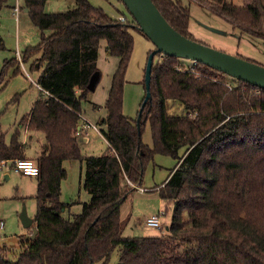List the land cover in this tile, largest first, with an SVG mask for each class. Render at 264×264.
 <instances>
[{
  "label": "trees",
  "instance_id": "trees-1",
  "mask_svg": "<svg viewBox=\"0 0 264 264\" xmlns=\"http://www.w3.org/2000/svg\"><path fill=\"white\" fill-rule=\"evenodd\" d=\"M153 1L178 31L194 39L192 2L242 32L264 35V0ZM46 2L25 1L41 31L40 41L19 58L6 59L0 74V83L6 82L10 67L18 73L21 63L33 56L31 69L43 66L37 81L41 93L20 123L45 136L40 153L32 158L20 127L9 142L0 132L1 161L13 166L17 158H32L40 168L37 233L34 238L33 231L20 235L18 251L0 244V264H107L116 248L115 264H264V88L203 62L188 65L185 58L157 51L151 100L138 128L137 118L124 112L133 31L145 35L136 19L128 9L129 15L118 10L126 16L121 21L90 0H75L74 7L60 12L46 11ZM7 6L16 7L11 0H0V11ZM102 39L107 52L119 58L101 119L108 148L86 155L78 133L82 101L91 91V76L100 70ZM5 47L0 33V50ZM173 103L182 111H171ZM147 120L152 146L142 139ZM156 153L177 159L159 187L160 196L174 203L168 234L125 235L121 206L142 186L146 165ZM65 160L84 161L83 187L90 193L72 219L62 214L69 204L61 199L68 174Z\"/></svg>",
  "mask_w": 264,
  "mask_h": 264
},
{
  "label": "rangeland",
  "instance_id": "rangeland-1",
  "mask_svg": "<svg viewBox=\"0 0 264 264\" xmlns=\"http://www.w3.org/2000/svg\"><path fill=\"white\" fill-rule=\"evenodd\" d=\"M17 3L20 10V20L12 13L11 7H4L0 11V33L4 37L6 47L0 50V74L6 59L18 57L29 46L39 43L41 31L36 26L26 11V0H11ZM95 6L103 7L111 16L117 17L119 11L129 15L124 3L120 0H90ZM237 4H244L246 0H232ZM76 5L75 0H47L45 10L48 12H60L72 8ZM191 21L190 30L193 36L203 40L207 44L222 49L232 54L243 56L264 65V35L242 32L239 27L234 26L229 20L213 14L207 7L196 2L190 4ZM204 24L224 30L225 33H217L206 28ZM135 45L127 71V82L124 91V112L132 119L138 118L142 101L146 95L145 68L148 60L150 48H155L153 42L138 31H133ZM47 33H51L48 30ZM105 43V44H104ZM107 40L102 39L100 50L106 47ZM34 56L23 63L27 72L21 68L15 73V66L8 69L5 74L6 82L0 83V131L5 133V138L9 140L20 119L30 112L33 103L39 97L41 90L38 86V78L43 70V66L31 69ZM117 56H106L103 61L99 58L102 68L100 80L96 88L90 91L88 99L82 101V112L90 123L102 128V123L98 118L105 114L98 108L104 105L108 96V91L112 82V76L117 67ZM192 60L186 59L185 64L191 65ZM97 104V105H96ZM96 105V106H95ZM95 106V107H94ZM171 111L181 112L182 107L173 103ZM100 112L101 115L99 114ZM82 114V115H83ZM101 121V120H100ZM95 128L89 129L90 142H81L83 153L86 155L102 154L108 148V143L104 135ZM40 132V131H39ZM22 137H26L22 130ZM42 141L45 142L43 132H40ZM143 142L152 146L153 136L150 121L147 120L143 127ZM41 141L34 137L29 141L27 153L30 157L36 158L41 151ZM11 165L12 163H8ZM177 164V159L168 154L156 153L148 161L142 186L133 190L126 201L121 206V216L126 222L124 234L129 236L137 235H161L168 234L167 227L171 223L174 203H168L159 193L161 183L167 178L170 170ZM64 166L67 169V177L62 182L61 199L68 202V206L63 211L66 218H74V215L81 212L83 202L90 199V193L84 189L83 180L85 174V163L82 160H65ZM13 171V170H12ZM24 177V178H22ZM24 174L12 172L10 177H6L4 170L0 168V219L6 221V234H11L5 239H0V244H7L8 247L20 250V238L12 234L23 233L24 224L20 219L21 213L26 207L28 215L36 214L37 202L35 198L36 190L33 189V182L26 178ZM36 178V177H32ZM158 186V187H157ZM146 188L141 190L140 188ZM157 187V188H155ZM33 189V190H32ZM32 190V191H31ZM24 196V198H23ZM167 209V210H166ZM153 214L161 217V227L150 226L147 218ZM21 230V231H19ZM11 256L12 253L10 254ZM119 259V249L116 248L107 264H115ZM95 264H101V261Z\"/></svg>",
  "mask_w": 264,
  "mask_h": 264
},
{
  "label": "water",
  "instance_id": "water-1",
  "mask_svg": "<svg viewBox=\"0 0 264 264\" xmlns=\"http://www.w3.org/2000/svg\"><path fill=\"white\" fill-rule=\"evenodd\" d=\"M129 12L138 22L143 33L153 42L155 48L149 53L145 68L146 95L138 113L137 125L140 128V119L147 102L151 100V72L154 57L157 51L164 55L177 56L200 61L227 74L247 81L253 85L264 88V65L254 60L218 49L197 39L188 37L178 31L164 16L153 0H122ZM29 8H26L28 11ZM211 31L224 34V30L204 24ZM101 77V71L93 73L88 87L93 91ZM22 223L28 227L34 222L24 207L21 213ZM37 228H33L32 238L35 237Z\"/></svg>",
  "mask_w": 264,
  "mask_h": 264
},
{
  "label": "crops",
  "instance_id": "crops-1",
  "mask_svg": "<svg viewBox=\"0 0 264 264\" xmlns=\"http://www.w3.org/2000/svg\"><path fill=\"white\" fill-rule=\"evenodd\" d=\"M14 5H17V3H14L13 1H11ZM12 8V13L14 14V15H16L17 16V20L19 21L20 20V15H18V11L20 10V8L18 9V10H15V8L14 7H11ZM105 44V43H104ZM106 46H107V43H106ZM150 49H152V48H150ZM100 52H99V58L102 56V58H103V61H105V57L106 56H112V55H110L108 52H107V50H106V47H105V49L103 50V51H101V50H99ZM99 58H98V66H99V68H100V70L102 69L101 67H100V63H99ZM117 65H118V61H117V63H116ZM22 68H23V70L25 71V72H27V70H26V68L24 67V64L22 63ZM109 92V91H108ZM107 98V97H106ZM105 101H106V99H105ZM34 104V103H33ZM104 104H105V102H104ZM97 105V104H96ZM95 105V106H96ZM33 106V105H32ZM94 106V107H95ZM98 108L99 109H101V108H104V110H105V114H104V116L106 115V109H105V106L103 105H99L98 106ZM32 109V108H31ZM31 111V110H30ZM101 111H103V109H101ZM29 113V112H28ZM27 113V114H28ZM101 113L102 112H100L99 114L101 115ZM82 114H83V112H82ZM81 114V115H82ZM26 115V114H25ZM104 116H102V118L104 117ZM101 117L100 118H98V121L99 122H101L100 120L102 119ZM22 119V118H21ZM21 119H20V121H21ZM84 120H86V121H89L88 119H86V117L84 116V114L82 115V121H81V123H80V125H79V129L81 128V125H82V123H83V121ZM20 121L18 122V125L16 126V127H20V129H21V134H22V130L23 131H25V133H26V137H22V135H21V140L24 142V143H29V141H30V139L32 140L34 137H38V139L41 141V144H43L44 143V141H42L43 139H42V137H40L39 135H40V132L39 131H30L29 129H28V127H27V125H23V124H21L20 123ZM92 124V123H91ZM93 125H95V124H93ZM97 128H95V127H89V128H87V129H85L82 133H83V136H81L80 135V137L82 138V141L84 142V143H89L90 142V134H89V129L91 128H95L96 130H99L100 128L98 127V125H95ZM103 127H105V124H102V128ZM102 128L100 129V132L102 133ZM1 132V131H0ZM13 134V133H12ZM103 134V133H102ZM104 135V134H103ZM12 137V136H11ZM105 137V136H104ZM11 139V138H10ZM10 139L9 140H7L8 142L10 141ZM106 139V138H105ZM107 141V140H106ZM108 143V142H107ZM8 163H10V162H6L5 163V165H3V163H2V161H1V159H0V168H2V170H4V172H5V175H6V177H10L11 175H12V172L14 173V172H18V171H16L14 168H13V166L12 165H9ZM13 170V171H12ZM20 173V172H19ZM24 176H27L26 178H30L31 180H32V182H33V189H37V187H38V182H37V176H32V175H25L24 174ZM32 177H36L35 179L34 178H32ZM22 178H24V177H22ZM32 189V190H33ZM31 190V191H32ZM37 191V190H36ZM23 198H24V196H23ZM31 218H33V219H35V215H33V216H31ZM21 219V218H20ZM1 221H3L4 222V225L3 226H0V239H5V237L7 238V237H9L11 234H8V232H7V234H6V231H5V226H6V221L4 220V219H0V222ZM24 227H25V230H24V232L23 233H17V234H12V237L13 236H15V235H17V236H20V235H28V234H30L32 231H33V228H34V222H33V224L31 225V226H28V227H26L25 225H24ZM19 231H21V230H19ZM9 235V236H8Z\"/></svg>",
  "mask_w": 264,
  "mask_h": 264
},
{
  "label": "built area",
  "instance_id": "built-area-1",
  "mask_svg": "<svg viewBox=\"0 0 264 264\" xmlns=\"http://www.w3.org/2000/svg\"><path fill=\"white\" fill-rule=\"evenodd\" d=\"M19 7L18 5H16L15 10H18ZM117 18L121 21H126V16L124 14H119L117 16ZM20 57V55H19ZM39 88L41 89L40 85H38ZM95 127L97 128L95 125L91 124L90 122L84 120L81 128L79 129V135L83 136V131L89 127ZM7 161H2L3 165H5ZM13 168L25 175H32V176H37L40 172V168L38 166V164L36 163V161L32 158H17L14 163H13ZM141 190H146V188H140ZM147 224L150 226H155V227H161V217L159 214H153L151 216H149L147 218ZM4 222L1 221L0 222V226H3Z\"/></svg>",
  "mask_w": 264,
  "mask_h": 264
}]
</instances>
